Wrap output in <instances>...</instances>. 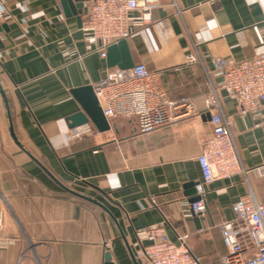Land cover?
Wrapping results in <instances>:
<instances>
[{"label": "crops", "instance_id": "crops-1", "mask_svg": "<svg viewBox=\"0 0 264 264\" xmlns=\"http://www.w3.org/2000/svg\"><path fill=\"white\" fill-rule=\"evenodd\" d=\"M0 24V208L5 227L0 264H143L139 229L164 225L169 239L187 236L202 264H221L220 226L235 217L233 204L251 189L264 202V176L220 179L195 214L198 157L212 135L205 97L212 57L245 59L264 53V0H164L153 22L137 27L113 62L89 49L85 13L65 11L62 0H5ZM88 8L90 0H80ZM197 52L202 61L185 65ZM147 64L163 71L171 99L189 98L194 112L154 132H138L135 119H109L111 129L70 140L67 118L81 105L73 89L93 85L111 66ZM220 111L231 122L242 163L264 165V120L241 115L220 91ZM62 184L98 203L64 189ZM79 206V211H76ZM199 219L200 226L197 223Z\"/></svg>", "mask_w": 264, "mask_h": 264}, {"label": "built area", "instance_id": "built-area-1", "mask_svg": "<svg viewBox=\"0 0 264 264\" xmlns=\"http://www.w3.org/2000/svg\"><path fill=\"white\" fill-rule=\"evenodd\" d=\"M164 0H90L82 30L89 49L107 57L108 48L130 38L137 27L153 22V13ZM176 1V0H173ZM7 5L0 0V21L5 18ZM202 61L197 52L186 56L185 65ZM213 69L208 72L211 84L205 97L211 115L212 135L203 144L198 157L202 177L195 184L198 198L190 203L195 214L207 210L206 194L210 185L220 179L254 173L264 176V165L247 169L242 163L231 122L224 117L219 100L220 91L232 96L241 115H253L264 120V53L236 60L212 57ZM163 71H152L141 62L123 69L110 67L105 76L92 86L104 115L109 119L133 118L138 132L147 134L171 125L191 115L195 106L187 97L173 100L163 83ZM90 123L74 128L70 140L94 134ZM235 217L220 226L225 254L221 264H264V202L251 189L232 206ZM5 227V213L0 208V244ZM137 237L143 245V264H202L187 244V236L180 243L171 241L164 225L139 229ZM111 250L112 242L106 241Z\"/></svg>", "mask_w": 264, "mask_h": 264}, {"label": "water", "instance_id": "water-1", "mask_svg": "<svg viewBox=\"0 0 264 264\" xmlns=\"http://www.w3.org/2000/svg\"><path fill=\"white\" fill-rule=\"evenodd\" d=\"M79 1L80 0H62V4L64 6L65 11H67V13H69L70 10L74 14L78 13L79 19H80L81 16L83 15V13L87 12V8L84 7L83 3H78ZM3 29L6 32L9 31L8 26L6 24H3V25L0 24V32ZM126 47H127V41L122 40L118 44L111 45L108 48V52H109L108 60H109L110 64H112V62L114 60L113 56L115 55L117 49L118 48L125 49ZM133 66L134 65H132L131 63L125 62L122 65H120L119 67L123 68V69H128V68H131ZM111 67H113V66H111ZM0 91L2 93V96H3L5 104H6V108L8 111V116H9L10 123H11L12 136L14 137L17 144L23 148L22 143L19 141V139L15 133L14 126L12 123V117H11V113H10V106H9L8 97L6 95L5 90L3 89L2 85H1V83H0ZM72 92L75 95V97L78 99V101L80 102L81 111H79V112H77V113H75V114H73L67 118V122H68L70 128L73 129V128H76L78 126H82V125L87 124V123H93L100 132H104V131L111 129L110 122H109L108 118L104 115L103 109L100 105V101H99L92 85H87V86L75 88V89H73ZM34 159L64 189H66V190H68V191H70V192H72V193H74L80 197H83V198H85L91 202L98 203L97 201H95L94 199H92L90 197H86V196H83L77 192L72 191L70 188H68L67 186L62 184L60 181H58L51 174V172L39 160H37L36 158H34ZM99 205H101V204H99ZM79 208H80L79 206H76L77 212L79 211ZM197 223L200 226L199 219H197ZM105 264H114L113 255H112V252L110 250L106 252V263ZM136 264H138V263L136 262Z\"/></svg>", "mask_w": 264, "mask_h": 264}]
</instances>
